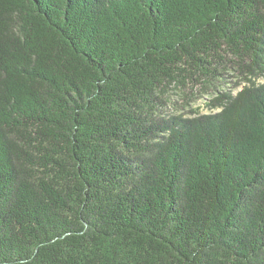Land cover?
<instances>
[{
    "label": "trees",
    "instance_id": "1",
    "mask_svg": "<svg viewBox=\"0 0 264 264\" xmlns=\"http://www.w3.org/2000/svg\"><path fill=\"white\" fill-rule=\"evenodd\" d=\"M0 264H264V0H0Z\"/></svg>",
    "mask_w": 264,
    "mask_h": 264
},
{
    "label": "rangeland",
    "instance_id": "2",
    "mask_svg": "<svg viewBox=\"0 0 264 264\" xmlns=\"http://www.w3.org/2000/svg\"><path fill=\"white\" fill-rule=\"evenodd\" d=\"M226 89H232L233 91L239 90L244 84L239 73L235 71H229L225 78ZM170 95L175 103V108L168 106L165 111L167 114H180L188 116L189 112L198 110L202 114L209 113L206 106L209 100L213 97L210 93H204L199 87L191 85L178 89H171Z\"/></svg>",
    "mask_w": 264,
    "mask_h": 264
}]
</instances>
